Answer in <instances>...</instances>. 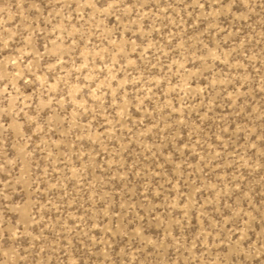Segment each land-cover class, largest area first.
<instances>
[{
    "label": "rangeland",
    "instance_id": "rangeland-1",
    "mask_svg": "<svg viewBox=\"0 0 264 264\" xmlns=\"http://www.w3.org/2000/svg\"><path fill=\"white\" fill-rule=\"evenodd\" d=\"M0 264H264V0H0Z\"/></svg>",
    "mask_w": 264,
    "mask_h": 264
}]
</instances>
